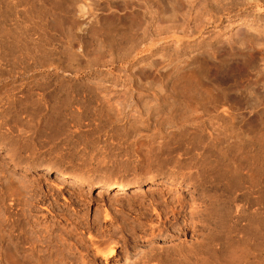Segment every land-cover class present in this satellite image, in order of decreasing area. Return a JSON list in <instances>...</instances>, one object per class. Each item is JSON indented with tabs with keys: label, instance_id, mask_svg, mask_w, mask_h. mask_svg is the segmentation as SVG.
<instances>
[{
	"label": "rangeland",
	"instance_id": "obj_1",
	"mask_svg": "<svg viewBox=\"0 0 264 264\" xmlns=\"http://www.w3.org/2000/svg\"><path fill=\"white\" fill-rule=\"evenodd\" d=\"M38 1L0 0V264H264V13ZM57 173L160 181L120 193Z\"/></svg>",
	"mask_w": 264,
	"mask_h": 264
},
{
	"label": "bare ground",
	"instance_id": "obj_2",
	"mask_svg": "<svg viewBox=\"0 0 264 264\" xmlns=\"http://www.w3.org/2000/svg\"><path fill=\"white\" fill-rule=\"evenodd\" d=\"M38 1V0H37ZM48 1V0H47ZM55 1V0H54ZM58 1V0H57ZM61 1V0H60ZM64 1V0H63ZM108 1V0H107ZM127 1H130V0H127ZM126 1V2H127ZM176 1V0H175ZM178 1V0H177ZM183 1V0H182ZM198 1V0H197ZM206 1V0H205ZM214 1H216V0H214ZM222 1V0H221ZM220 1V2H221ZM247 1V0H246ZM39 2V1H38ZM56 2V1H55ZM55 2H53V3H55ZM104 2H105V0H104ZM109 2V1H108ZM114 2V1H113ZM125 2V1H124ZM201 2V1H200ZM207 2V1H206ZM217 2V1H216ZM42 3H44V1L42 2ZM52 3V2H51ZM89 3H91V2H89ZM118 3V2H117ZM219 5L221 4V3H219V2H217ZM217 3H216V5H217ZM225 3H227V1L225 2ZM225 3H222V4H225ZM244 3V2H243ZM242 3V4H243ZM62 4V3H61ZM84 4V3H83ZM82 3H79V4H77V13H78V16L81 18V20L83 21V20H87L88 19V21L93 17L94 19H95V23L94 24H96L97 25V27L99 26V20H100V16H99V14H96V15H93V14H91V13H88L87 12V10H86V8H85V6L83 5ZM96 4V3H95ZM121 4V3H120ZM157 4V3H156ZM215 4V3H214ZM247 4L248 5H250V8H251V6L252 7H255V12L253 13V10H250V8L248 9V10H250V12L249 13H252V14H254L255 16H256V18H258L259 16H261L263 13H264V1L263 0H250L249 2H247ZM33 5V4H32ZM39 5H41V4H39ZM52 6H53V4H51ZM50 5V6H51ZM55 5H56V3H55ZM58 5V4H57ZM64 5V4H63ZM170 5V4H169ZM178 5H180V4H178ZM181 5H182V2H181ZM184 5V4H183ZM182 5V6H183ZM203 5V4H202ZM205 5H206V3H205ZM210 5V4H209ZM208 5V6H209ZM219 5H217L218 7H219ZM226 6H227V4H225ZM224 5V6H225ZM232 5V4H231ZM244 5V4H243ZM245 5H246V3H245ZM244 5V6H245ZM38 6V5H37ZM36 6V7H37ZM48 6V5H47ZM65 6V5H64ZM89 6V5H88ZM99 6V5H98ZM97 6V7H98ZM103 6H104V4H103ZM117 5H115V6H113V5H110V4H107V8L106 9H104L103 7H102V9L103 10H105L108 14L109 13H115V12H121L120 11V7H119V9L116 7ZM126 6V8H128L127 6H130L129 4H127V5H125ZM133 6H134V4H133ZM139 6V5H138ZM144 6H146V5H144ZM181 6V7H182ZM185 6V5H184ZM213 6H215V5H213ZM216 6V7H217ZM221 6H223V5H221ZM224 6L222 7L223 9H225L224 8ZM229 6H230V4H229ZM228 6V7H229ZM29 7H31V6H29ZM33 7V6H32ZM31 7V8H32ZM35 7V8H36ZM62 7V6H61ZM101 7V6H100ZM141 7V6H140ZM139 7V8H140ZM146 7H148V6H146ZM179 7V6H178ZM181 7H180V9H181ZM227 7V8H228ZM246 7V6H245ZM50 8V7H49ZM58 8H59V6H58ZM122 8H125V7H122ZM125 8V9H126ZM154 8V7H153ZM158 8V7H157ZM183 8V7H182ZM204 8H206V7H204ZM211 8V7H210ZM221 8V7H220ZM220 8H216V9H220ZM243 8V7H242ZM34 8H32V10H33ZM100 9V8H99ZM208 9V8H207ZM232 10H234L235 11V8L233 9V8H231ZM247 9H246V11H247ZM254 9V8H253ZM35 10V9H34ZM38 10V9H37ZM65 10V9H64ZM92 10V9H91ZM94 10V9H93ZM123 10V9H122ZM139 10V9H138ZM151 9H148V11H150ZM184 10V9H183ZM210 10V9H209ZM221 10V9H220ZM232 10H230V12L232 11ZM241 10V9H240ZM53 11V10H52ZM127 11V10H126ZM131 11V10H130ZM147 11V12H148ZM158 11V10H157ZM224 11V10H223ZM237 11V10H236ZM252 11V12H251ZM40 12V11H39ZM44 12V11H43ZM42 12V13H43ZM66 12V11H65ZM99 12V11H98ZM105 12V13H106ZM132 12V11H131ZM146 12V11H145ZM181 12V11H180ZM183 12V11H182ZM218 11H216V13H217ZM220 12V11H219ZM227 12V11H226ZM245 12V11H244ZM247 12V13H248ZM26 13V12H25ZM28 13H31V12H28ZM35 12H33L32 14H34ZM94 13H97V11L95 10V12ZM154 13V12H153ZM157 13V12H156ZM27 14V13H26ZM49 14V13H48ZM119 14V13H118ZM141 14V13H140ZM213 14V13H212ZM218 14V13H217ZM217 14H216V16H217ZM251 14V15H252ZM36 15V14H35ZM38 15H40V14H38ZM51 15V14H50ZM59 15V14H58ZM61 15H63V14H61ZM60 15V16H61ZM134 15V14H133ZM136 15H138V14H135V16ZM148 15V14H147ZM151 15V14H150ZM209 15V14H208ZM24 16V15H23ZM27 16V15H26ZM53 16H55V15H53ZM104 16H105V14H104ZM107 16V15H106ZM105 16V17H106ZM109 16H110V14H109ZM122 16V15H121ZM120 16V17H121ZM215 16V15H214ZM250 16V15H249ZM44 17H45V15H44ZM58 17V16H57ZM63 17V16H62ZM102 17V16H101ZM108 17V16H107ZM117 17V16H116ZM133 17V16H132ZM137 17V16H136ZM135 17V18H136ZM139 17V16H138ZM138 17H137V19H138ZM147 17V16H146ZM154 17H155V14H154ZM159 17V16H158ZM218 17V16H217ZM37 18V17H36ZM43 18V17H42ZM46 18V17H45ZM56 18V17H55ZM122 18V17H121ZM134 18V17H133ZM212 18H213V16H212ZM261 18H263V17H261ZM54 19V18H53ZM94 19H91L92 21L94 20ZM103 19V18H102ZM111 19H113V18H111ZM131 19V18H130ZM151 19V18H150ZM215 19V18H214ZM214 19H212L213 21H214ZM217 19V18H216ZM258 19H260V18H258ZM33 20H34V18H33ZM47 20V19H46ZM55 20V19H54ZM53 20V21H54ZM64 20H65V18H64ZM105 20V19H104ZM110 20V19H109ZM114 20V19H113ZM123 20V19H122ZM122 20H119V21H122ZM133 20V19H132ZM131 20V21H132ZM136 20V19H135ZM134 20V21H135ZM156 20V19H155ZM207 20L209 21V19L207 18L206 19V22H207ZM261 20H263V19H261ZM61 21V20H60ZM130 21V20H129ZM212 21V22H213ZM34 22V21H33ZM46 22V21H45ZM50 22H52L51 20H50ZM59 22V21H58ZM87 22V21H86ZM103 22V21H102ZM112 22V21H111ZM136 22H137V20H136ZM139 22V21H138ZM32 23V22H31ZM35 23V22H34ZM66 23V22H65ZM90 23V22H89ZM146 23V22H145ZM33 24V23H32ZM43 24V23H42ZM41 24V25H42ZM54 24H57V23H54ZM64 24V23H63ZM100 24H102V23H100ZM37 25V24H36ZM46 25V24H45ZM58 25V24H57ZM59 25H61V24H59ZM65 25V24H64ZM92 25V24H91ZM95 25V26H96ZM111 25V24H110ZM113 25V24H112ZM124 25V24H123ZM129 25V24H128ZM132 25V24H131ZM137 25V24H136ZM135 25V26H136ZM139 25V24H138ZM145 25V24H144ZM17 26V25H16ZM47 26V25H46ZM63 26V25H62ZM90 26V25H89ZM102 26V25H101ZM101 26H99V27H101ZM116 26V25H115ZM125 26H126V23H125ZM24 27V26H23ZM33 27H34V25H33ZM43 27V26H42ZM63 27H66V26H63ZM129 27V26H128ZM146 27V26H145ZM16 28V27H15ZM40 28V27H39ZM44 28V27H43ZM56 28V27H55ZM60 28H62V27H60ZM59 28V29H60ZM71 28V27H70ZM76 28H78V27H76ZM89 28V27H88ZM87 28V29H88ZM110 29H107V27H106V34H107V36L109 37L108 39H110L111 38V40L113 39L112 38V36H113V32H117V31H115L114 29L115 28H111V27H109ZM116 28H118L117 26H116ZM135 28V27H134ZM179 28V27H178ZM199 28V27H198ZM86 29V28H85ZM99 29V28H98ZM101 29V28H100ZM104 29V28H103ZM112 29V30H111ZM208 29V28H207ZM206 29V30H207ZM240 29H243V28H240ZM17 30H19V29H17ZM45 30V29H44ZM49 30H50V28H49ZM69 30V29H68ZM67 30V31H68ZM77 30V29H76ZM80 30V29H79ZM146 30V29H145ZM190 30V29H189ZM201 30V29H200ZM46 31V30H45ZM59 31V30H58ZM57 31V32H58ZM67 31H66V33H67ZM73 31H75V30H73ZM97 31V30H96ZM99 31V30H98ZM131 31V30H130ZM133 31V30H132ZM197 31V30H196ZM205 31V30H204ZM244 31V30H243ZM79 32V31H78ZM100 32V31H99ZM189 32V31H188ZM65 33V32H64ZM73 33H75V32H73ZM96 33V32H95ZM146 33H148V32H146ZM191 33H194V32H191ZM242 33V32H241ZM45 34V33H44ZM71 34V33H70ZM101 34V33H100ZM119 34V33H118ZM129 34V33H128ZM134 34V33H133ZM144 34V33H143ZM185 34V33H184ZM195 34V33H194ZM67 35V34H66ZM73 35V34H72ZM71 35V36H72ZM79 36H80V34H78ZM77 35V36H78ZM120 35V34H119ZM131 35V34H130ZM153 35V34H152ZM84 36V35H83ZM100 36H102V35H100ZM99 36V37H100ZM106 35H104L103 36V39H104V37H105ZM132 36V35H131ZM157 36V35H156ZM202 36V35H201ZM114 37V36H113ZM148 37V36H147ZM150 37V36H149ZM260 37V36H259ZM262 37V36H261ZM46 38V37H45ZM48 38H50V37H48ZM66 38V37H65ZM70 38V37H69ZM68 38V39H69ZM77 38V37H76ZM161 38V37H160ZM159 38V39H160ZM199 38V37H198ZM201 38H203V37H201ZM255 39L254 41L257 43V44H264V41H259L260 39L259 38H256V37H251V39ZM59 39V38H58ZM72 39V38H71ZM70 39V40H71ZM107 39V40H108ZM133 39V38H132ZM153 39H155V41L154 42H157L156 41V38H153ZM152 39V40H153ZM195 39H197V38H195ZM232 39V38H231ZM243 39V38H242ZM244 39H246V37L244 38ZM263 39V38H262ZM82 40V39H81ZM105 40V39H104ZM131 40V39H130ZM144 40V39H143ZM151 40V39H150ZM246 40H248V39H246ZM80 41V40H79ZM84 41V40H83ZM110 41V40H109ZM109 41H107V43H109ZM114 41V40H113ZM201 41V40H200ZM203 41V40H202ZM239 41H241V42H243V40H239ZM245 41V40H244ZM249 41H250V39H249ZM253 41V44L255 43ZM76 42H77V40H76ZM82 41H80V43H81ZM133 42V41H132ZM143 42V41H142ZM176 42V41H175ZM221 42V41H220ZM251 42V41H250ZM249 42V43H250ZM69 43V42H68ZM67 43V44H68ZM75 43V42H74ZM80 43H78V44H80ZM85 43V42H84ZM113 43V42H112ZM176 43H178V42H176ZM179 43H181V46H184V45H186V43H182V42H179ZM255 43V44H256ZM66 44V45H67ZM82 44V43H81ZM81 44H80V46H77V47H80L81 48ZM144 44V43H143ZM152 44V43H151ZM244 44V43H243ZM106 45H108V44H106ZM131 45V42H130V44H129V46ZM136 45H138V44H136ZM148 45V44H147ZM154 45V44H153ZM220 45V44H219ZM109 46V45H108ZM180 46V45H179ZM231 46V45H230ZM256 46V45H255ZM112 47V46H111ZM133 47V46H132ZM138 47H140V46H138ZM137 47V48H138ZM151 47L152 46H147V47H145L144 49H142L141 51H150L151 50ZM228 47V46H227ZM233 47V46H232ZM76 48V47H75ZM85 48V47H84ZM129 48V47H128ZM243 48V47H242ZM247 48H248V46H247ZM252 48V47H251ZM253 48H255V47H253ZM73 49V48H72ZM79 49V48H78ZM214 49V48H213ZM222 49H225V48H222ZM221 49V50H222ZM232 49V48H231ZM257 49V48H256ZM255 49V50H256ZM126 50H127V48H126ZM136 50V49H135ZM227 50V49H226ZM244 50V49H243ZM261 52L263 53L264 52V50L261 48ZM78 51V50H77ZM125 51V50H124ZM206 51H207V49H206ZM239 51V50H238ZM241 51V50H240ZM248 51V50H247ZM259 51V50H258ZM226 52V51H225ZM231 52V51H230ZM131 53V52H130ZM129 53V54H130ZM208 54H211V53H208ZM217 54H220V53H218L217 52ZM216 54V55H217ZM223 54V53H222ZM235 54V53H234ZM254 54V53H253ZM260 54V53H259ZM45 55H47V54H45ZM132 55V54H131ZM232 55V54H231ZM245 55H249L248 53L247 54H245ZM251 55V54H250ZM249 55V56H250ZM256 55V54H255ZM130 56V55H129ZM218 56V55H217ZM258 56V55H257ZM261 56V55H260ZM231 57V56H230ZM237 57V56H236ZM254 57V56H253ZM262 57V56H261ZM56 58V57H55ZM207 58H208V56H207ZM229 58V57H228ZM240 58V57H239ZM249 57H247V59H248ZM260 58V57H259ZM263 58V57H262ZM203 59V58H202ZM209 59V58H208ZM246 59V58H245ZM210 60V59H209ZM208 60V61H209ZM212 60V59H211ZM223 60V59H222ZM225 60V59H224ZM249 60V59H248ZM263 60H264V58H263ZM42 61V60H41ZM53 61H55V60H53ZM52 61V62H53ZM244 61H246V60H244ZM243 61V62H244ZM250 61V60H249ZM261 61V60H260ZM259 61V62H260ZM223 62V61H222ZM242 62V63H243ZM248 62V61H247ZM261 62H264V61H261ZM215 63V62H214ZM241 63V62H240ZM253 63V62H252ZM58 64V63H57ZM208 64V63H207ZM230 64V63H229ZM263 64V63H262ZM60 65V64H59ZM61 65H62V63H61ZM244 65H246L245 63H244ZM243 65V66H244ZM256 65V64H255ZM211 66V65H210ZM232 66V65H231ZM242 66V67H243ZM260 66V65H259ZM262 66H264V64L262 65ZM216 67V66H215ZM245 67V66H244ZM243 67V68H244ZM251 67V66H250ZM254 67V66H253ZM256 67V66H255ZM212 68V67H211ZM61 69V68H60ZM250 69V68H249ZM210 70V69H209ZM219 70V69H218ZM235 71V70H234ZM243 71V70H242ZM261 71H263V70H261ZM218 72V71H217ZM264 72V71H263ZM239 73V72H238ZM261 73V72H260ZM224 74V73H223ZM264 74V73H263ZM260 75V74H259ZM254 76V75H253ZM223 77V76H222ZM228 77V76H227ZM246 77V76H245ZM257 77V76H256ZM229 78V77H228ZM244 78V77H243ZM226 79V78H225ZM246 79V78H245ZM221 80V79H220ZM234 81V80H233ZM232 81V82H233ZM220 82V81H219ZM229 82V81H228ZM259 83V82H258ZM222 84V83H221ZM255 85V84H254ZM253 85V86H254ZM202 89V88H201ZM264 89V88H263ZM262 89V90H263ZM228 96V95H227ZM262 98V97H261ZM262 100V99H261ZM221 104V103H220ZM225 105H226V103H225ZM262 106H263V104H262ZM223 109V108H222ZM237 127V126H236ZM231 129H233V128H231ZM235 129V128H234ZM230 132V131H229ZM233 134V133H232ZM242 134V133H241ZM234 165V164H233ZM235 167V166H234ZM240 167V166H239ZM48 172H46V174H47ZM57 177H58V179L59 180H61V181H63V183H64V185H66V186H74L75 187V189H77L76 188V186L78 185V184H83L84 182H85V180H83V178L81 177V176H75V177H73V178H68V177H65L62 173H57ZM155 181H160V180H158V179H155V178H151V179H148V180H143V179H138V180H136V181H134V182H132V183H126V182H121V183H116V182H110V181H108V180H106V179H104V178H101V179H99V180H97L94 184H89L87 181L85 182V183H87L86 185H90L92 188H95V189H103V188H108V189H116L117 191H119L120 193H125L126 191H128V190H131V189H134L133 191H135V192H140V188L141 187H143V186H145V185H154V182ZM18 186V185H17ZM228 191V190H227ZM220 195V194H219ZM216 197V196H215ZM193 205V204H192ZM191 206V205H190ZM207 206V205H206ZM193 206H191V209H193L192 208ZM195 207V206H194ZM209 208V207H208ZM190 209V210H191ZM203 209V208H202ZM204 210V209H203ZM228 210V209H227ZM190 212H193V211H190ZM192 215V214H191ZM194 215V214H193ZM230 215V214H229ZM195 216V215H194ZM201 216V215H200ZM14 218V217H13ZM4 219V218H3ZM203 219V218H202ZM239 219V218H238ZM194 221V220H193ZM202 221V220H201ZM6 222V221H5ZM12 222V221H11ZM16 223V222H15ZM220 223V222H219ZM2 224V223H1ZM226 228V227H225ZM34 229V228H33ZM27 230V229H26ZM236 230V229H235ZM4 231V230H3ZM221 231V230H220ZM228 231V230H227ZM1 234V233H0ZM3 234H5V233H3ZM3 234H1V236H3ZM209 234V233H208ZM226 234V233H225ZM37 236V235H36ZM214 236H216V235H214ZM55 237V236H54ZM208 237V236H207ZM1 238V237H0ZM30 238V237H29ZM36 238V237H35ZM212 239V238H211ZM202 240V239H201ZM230 240V239H229ZM34 241V240H33ZM39 241V240H38ZM37 241V242H38ZM232 241V240H231ZM22 242V241H21ZM25 242V241H24ZM35 242V241H34ZM199 242V241H198ZM202 242V241H201ZM17 243V242H16ZM10 244H12V243H10ZM210 244V243H209ZM7 245H8V243H7ZM22 246V245H21ZM215 246V245H214ZM7 247H12V246H7ZM181 247V246H180ZM188 247V246H187ZM194 247V246H193ZM200 247V246H199ZM208 247V246H207ZM37 248V247H36ZM196 248V247H195ZM198 248V247H197ZM55 249V248H54ZM186 250H187V248H185ZM209 249V248H208ZM3 250V249H2ZM5 250H7V249H5ZM10 249H8V251H9ZM58 250V249H57ZM12 251V250H11ZM29 251V250H28ZM108 251H109V254H113V251L114 250H112L111 251V249H108L107 250V253H108ZM189 251V250H188ZM196 251V250H195ZM6 252V251H5ZM194 252V251H193ZM1 253V252H0ZM4 253V252H3ZM104 253V252H103ZM186 253V252H185ZM187 254H189L188 252H187ZM191 254V253H190ZM189 254V255H190ZM193 254V253H192ZM195 254V253H194ZM208 254V253H207ZM217 254V253H216ZM10 255H12V253L10 254ZM217 255H219V254H217ZM9 256V255H8ZM13 256V255H12ZM54 256V255H53ZM179 256V255H178ZM10 257V256H9ZM55 257V256H54ZM58 257V256H57ZM203 257V256H202ZM72 258V257H71ZM171 258V257H170ZM201 258V257H200ZM12 259V258H11ZM196 259V258H195ZM13 260V259H12ZM41 260V259H40ZM47 260V259H46ZM52 260V259H51ZM69 260V259H68ZM73 260V259H72ZM183 260V259H182ZM198 260V259H197ZM203 260V259H202ZM226 260V259H225ZM7 262V261H6ZM11 262V261H10ZM44 262H46V261H44ZM61 262V261H60ZM200 262V261H199ZM204 262V261H203ZM7 263H9V262H7ZM16 263V262H15ZM14 263V264H15ZM21 263V262H20ZM17 264V263H16ZM40 264V263H39ZM47 264V263H46ZM61 264V263H60ZM75 264H76V262H75ZM200 264V263H199Z\"/></svg>",
	"mask_w": 264,
	"mask_h": 264
}]
</instances>
